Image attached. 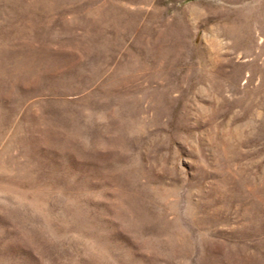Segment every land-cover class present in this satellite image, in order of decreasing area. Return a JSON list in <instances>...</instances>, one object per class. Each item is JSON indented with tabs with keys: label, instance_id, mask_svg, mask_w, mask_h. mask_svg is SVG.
<instances>
[{
	"label": "rangeland",
	"instance_id": "obj_1",
	"mask_svg": "<svg viewBox=\"0 0 264 264\" xmlns=\"http://www.w3.org/2000/svg\"><path fill=\"white\" fill-rule=\"evenodd\" d=\"M0 264H264V0H0Z\"/></svg>",
	"mask_w": 264,
	"mask_h": 264
}]
</instances>
